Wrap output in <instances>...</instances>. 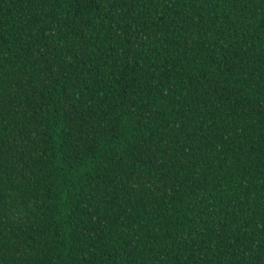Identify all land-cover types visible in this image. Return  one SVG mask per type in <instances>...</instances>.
I'll use <instances>...</instances> for the list:
<instances>
[{"label": "trees", "instance_id": "trees-1", "mask_svg": "<svg viewBox=\"0 0 264 264\" xmlns=\"http://www.w3.org/2000/svg\"><path fill=\"white\" fill-rule=\"evenodd\" d=\"M0 264H264V0H0Z\"/></svg>", "mask_w": 264, "mask_h": 264}]
</instances>
